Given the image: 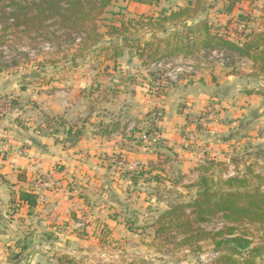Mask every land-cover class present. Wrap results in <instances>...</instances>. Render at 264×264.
I'll list each match as a JSON object with an SVG mask.
<instances>
[{
    "label": "crops",
    "instance_id": "crops-1",
    "mask_svg": "<svg viewBox=\"0 0 264 264\" xmlns=\"http://www.w3.org/2000/svg\"><path fill=\"white\" fill-rule=\"evenodd\" d=\"M191 1L115 0L111 8H126L132 17L153 16ZM219 1L223 9L227 0ZM257 2L264 0L238 4L233 16ZM207 17L205 11L198 20ZM134 56L128 49L122 57L130 71L139 68ZM213 68L201 66L197 76L182 74L165 83L161 97L147 94L146 84L133 83L127 98L109 100L107 111L96 117L71 114L87 79L57 83L56 91L45 95L29 75L0 72V97L18 102L0 120V264H212L191 256L188 246L182 249L188 256H180V249L158 234L155 221L178 195L186 200L195 195L187 186L199 181V170L209 171L206 162L217 165L233 149L264 150V81L251 83ZM213 103L216 120L199 125L197 118ZM153 107L162 118L152 138L144 140ZM46 113L64 119L58 133L45 125ZM114 155L125 166L111 165ZM140 169L143 178L133 183L131 173ZM34 184L40 200L33 208L20 201V193ZM129 228H138L145 239L131 240ZM103 229L106 240L99 238ZM238 260L264 264L261 258Z\"/></svg>",
    "mask_w": 264,
    "mask_h": 264
},
{
    "label": "trees",
    "instance_id": "trees-1",
    "mask_svg": "<svg viewBox=\"0 0 264 264\" xmlns=\"http://www.w3.org/2000/svg\"><path fill=\"white\" fill-rule=\"evenodd\" d=\"M6 1H9V6L0 9V24L8 20L16 28L24 27L28 31L49 21L59 31L69 30L85 39L88 37L93 44L104 43L105 50H112V59L118 60L129 49L140 59L148 53L147 57L152 58L150 63L156 65L165 60L194 59L201 52L210 54L217 51L227 57L236 56L251 61L256 75L264 81V26H248L246 32H242V38L234 40L208 17L198 20L200 13L215 7L204 0H194L177 11L164 9L157 15L141 16L136 24L145 29L144 34L155 37L152 42L137 39L124 23L121 27L111 28L109 42L99 40L106 35L97 34L96 18L114 0H27L30 6L18 0ZM127 1L154 5L162 0ZM244 2L253 4L254 0H227L222 9L224 15L231 16L228 23L234 22L238 28L242 23L248 25L251 22L244 14L233 16L237 5ZM8 9L12 12H6ZM168 29H173L169 36L156 39L159 33L166 34ZM163 73L161 71V75ZM151 76V84H157L161 77L159 74ZM12 105H18V102L12 100ZM248 177L238 173L217 182L207 174L202 175L197 183L187 186L195 191L193 197L186 200L178 195L157 217L155 226L158 234L163 237L168 232H174L182 238L183 246H196V251L202 249L201 243H209L220 254L217 264H238V258L244 256L264 260V189L252 186ZM142 178L141 173H131L133 183ZM39 200L36 192L20 193V201L30 207H36ZM216 218L221 220L220 228L211 231L203 228Z\"/></svg>",
    "mask_w": 264,
    "mask_h": 264
},
{
    "label": "rangeland",
    "instance_id": "rangeland-1",
    "mask_svg": "<svg viewBox=\"0 0 264 264\" xmlns=\"http://www.w3.org/2000/svg\"><path fill=\"white\" fill-rule=\"evenodd\" d=\"M204 1L208 2V4L216 5L215 8L211 7L206 10L210 21L212 23L214 22L222 31H226L234 40H240L245 32L242 33L234 22L228 23L231 20V16H226L222 13L220 1ZM18 2L30 6V2L27 0H18ZM119 2L123 3L122 0H119ZM191 2L193 3L194 0ZM116 4H118V2ZM5 6H9V1L0 0V9ZM111 7L112 5L108 7L102 15L96 18V26H98V31H96L97 34L106 35L105 38L101 37L103 39L99 40H102V42H109L111 28L115 26L121 27L124 23L127 25V28L129 27L131 29L130 34L135 35L137 39L139 38L143 42L154 41V36L144 34L145 29L143 30V27L136 24V21L141 18L140 16H130L126 8L117 7L116 5L113 6V8ZM9 11H11V9L6 10V12ZM238 11L251 19V22L248 24L249 27L259 28L264 26V24H262L264 22V2L261 4L257 2V5L253 8L247 7L246 5L242 7V9H238L237 12ZM130 21L132 23H130ZM11 24V21L8 20L2 21L0 24V72L9 73L10 75H29L34 82V86L36 85V88H40V92L45 95L49 92H55L57 83L59 84L66 80L70 81L75 78L79 80L87 79V81L90 82L89 85L82 89V94L75 96V99L79 100V103L77 101L78 104L76 106L73 105L74 108L72 109L74 110L71 114L74 116L78 117L80 114H83V116L87 117V114L88 116L92 114V117H96V114H104L107 111L106 102H109V100L119 95H122L121 98L124 96L127 98L129 93L128 88L133 86V83L137 86L146 84V93L150 96L161 97L164 94L162 89H157L156 84L150 83V80H152L151 74H156V76L157 74L161 75V71L153 66L154 63H150L152 58L147 57L148 53H146L142 59L135 55L133 59L138 64L139 68H134V71H130L131 68L127 69V58L121 57L118 60L112 59V50H105L106 45H104V43L93 44L88 37L85 39V37L78 36L76 33L69 30L59 31L58 27L53 26L49 21L40 27H34L28 31H25L24 27L16 28ZM172 31L173 30L168 29L166 34L159 33V37L156 39L167 37ZM226 58L228 61L225 60ZM186 60H190L197 69L201 66L205 67L208 65L210 69L214 67L213 69H215V71L224 69L223 73L232 72L238 77L244 79L250 78L249 80L251 83L262 81L256 75V71L253 70V63L251 61L236 56L227 57L226 54L219 56V54L213 55V53L207 54L201 52L196 58H189ZM165 62L168 64L171 63L172 66L166 68L163 65L162 67L166 70L164 71L163 69L162 71L170 74L175 70V66L185 64L184 61L178 59L165 60ZM222 64L225 66L222 67ZM123 67L126 71L120 73L119 68ZM46 68H50V73L46 72ZM208 73L210 74V72ZM199 74L200 72L198 74L184 73L183 75L197 76ZM128 83H130L129 86L126 85ZM261 84L262 87H264V83L261 82ZM29 85H31V83ZM5 96H1L0 101L5 99L6 101L10 100L12 102V100H14L7 95ZM147 115L148 119L151 121L148 122V127L145 129L144 134L152 138V134H155V132H153V130L156 129L154 127L155 123L160 121L162 113L158 108L153 107ZM46 117L45 125L50 127L51 133H58L57 130H59V127L63 128L64 122H62V120L64 119H57L56 117L51 118L47 113ZM80 126L81 125H76L75 127L80 128ZM237 150L238 149H233V152H231L227 158L218 161L217 165H210L212 162H206L207 165H205V167L209 169V171L206 172L204 169L199 170L198 173L202 175L207 174V176L213 178L217 182L227 177L236 176L238 173L247 174L252 186H262L264 189V150L257 149L254 153H247L245 149L240 151ZM118 156L119 155H114V157H110L109 163L115 165L112 162L113 158L116 160H124L121 156ZM236 162L239 169L235 167L237 166ZM142 172L143 170H141L139 174ZM40 180L43 181L41 177L36 178L37 183ZM32 187L34 188V192H36L35 184L30 186V188ZM220 227L221 220L219 218L203 226L207 231L215 230ZM104 230L106 229H103L99 236V238L102 237V240L108 238V234ZM129 230L134 234H131V240L140 241L145 239L142 233H138V228H129ZM109 239H111L110 236ZM181 239L182 238L174 232H168V234L163 236L165 243L171 244L173 248L175 247L176 250L180 249L182 252L184 246L181 244ZM208 244L209 243H201L200 246L202 249L200 251H196V246H188L190 255H198L197 257L206 260L213 259L216 262L220 254H218L214 248H210ZM180 256L188 255L182 252Z\"/></svg>",
    "mask_w": 264,
    "mask_h": 264
},
{
    "label": "built area",
    "instance_id": "built-area-1",
    "mask_svg": "<svg viewBox=\"0 0 264 264\" xmlns=\"http://www.w3.org/2000/svg\"><path fill=\"white\" fill-rule=\"evenodd\" d=\"M248 29V25L247 24H240L239 25V30L241 32H246V30ZM213 55L219 54V56H222L223 53H219L217 51L212 52ZM226 61H228V59H225ZM223 62V61H222ZM167 65H165V64ZM226 63V62H225ZM164 65V67H170L172 66L171 63H166L165 61H162L159 64L153 65L155 67H157L158 69H160V71H162L164 69V71L166 70L165 68H163L162 66ZM163 72V71H162ZM184 73H188V74H198L199 70L194 66V64L192 63H185L183 65H178L175 66V70L172 71V74L164 72L162 75H160V80L157 82V86H160L162 89L165 88V83H171V82H177L178 77ZM13 107L12 102L10 100H1L0 101V120L11 110V108ZM218 115V110L216 108V106L214 104H210L208 105L205 110L203 111V113L197 118V123L199 125H207L209 122L216 120ZM150 136H148L147 134H143L142 135V139L147 140ZM112 162L115 165H118L120 167L125 166V162L124 160H116L113 158ZM42 181H38V183L40 184ZM29 191L34 192V188H30ZM212 264H217L215 262V260L210 259L209 261Z\"/></svg>",
    "mask_w": 264,
    "mask_h": 264
}]
</instances>
